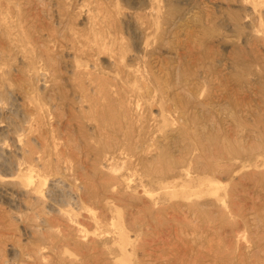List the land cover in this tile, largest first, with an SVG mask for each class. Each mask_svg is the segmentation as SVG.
<instances>
[{
  "label": "rangeland",
  "instance_id": "rangeland-1",
  "mask_svg": "<svg viewBox=\"0 0 264 264\" xmlns=\"http://www.w3.org/2000/svg\"><path fill=\"white\" fill-rule=\"evenodd\" d=\"M0 264H264V0H0Z\"/></svg>",
  "mask_w": 264,
  "mask_h": 264
},
{
  "label": "bare ground",
  "instance_id": "bare-ground-1",
  "mask_svg": "<svg viewBox=\"0 0 264 264\" xmlns=\"http://www.w3.org/2000/svg\"><path fill=\"white\" fill-rule=\"evenodd\" d=\"M79 230V229H78ZM80 231V230H79Z\"/></svg>",
  "mask_w": 264,
  "mask_h": 264
}]
</instances>
